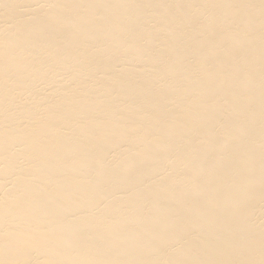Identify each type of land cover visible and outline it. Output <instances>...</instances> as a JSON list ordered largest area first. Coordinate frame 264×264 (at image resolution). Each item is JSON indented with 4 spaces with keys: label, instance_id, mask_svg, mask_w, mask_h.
I'll use <instances>...</instances> for the list:
<instances>
[{
    "label": "bare ground",
    "instance_id": "1",
    "mask_svg": "<svg viewBox=\"0 0 264 264\" xmlns=\"http://www.w3.org/2000/svg\"><path fill=\"white\" fill-rule=\"evenodd\" d=\"M0 264H264V0H0Z\"/></svg>",
    "mask_w": 264,
    "mask_h": 264
}]
</instances>
